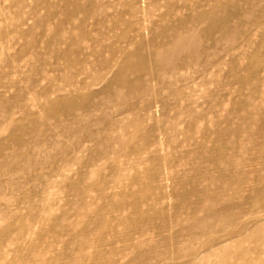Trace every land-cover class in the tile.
Here are the masks:
<instances>
[{"label":"rangeland","instance_id":"1","mask_svg":"<svg viewBox=\"0 0 264 264\" xmlns=\"http://www.w3.org/2000/svg\"><path fill=\"white\" fill-rule=\"evenodd\" d=\"M263 224L264 0H0V264H264Z\"/></svg>","mask_w":264,"mask_h":264},{"label":"bare ground","instance_id":"2","mask_svg":"<svg viewBox=\"0 0 264 264\" xmlns=\"http://www.w3.org/2000/svg\"><path fill=\"white\" fill-rule=\"evenodd\" d=\"M182 40V39H181ZM183 41V40H182ZM186 46V45H185ZM173 46H171V48H172ZM158 63H160V64H163V63H165V64H168V65H170V62L169 61H166V60H163L162 58H160V59H158ZM257 214H259V212H257V210L255 211V213L253 214V215H257ZM240 216H239V218L238 219H234L235 217L233 216V222H234V224L236 223V225H239V226H241V224L242 225H244L245 223H244V220L245 219H249V216L250 215H252V214H239ZM259 221V220H258ZM260 224H262V223H260ZM259 224V225H260ZM264 225V224H263ZM262 226V225H261ZM246 231L248 232L249 230L248 229H246ZM246 232V233H247Z\"/></svg>","mask_w":264,"mask_h":264}]
</instances>
